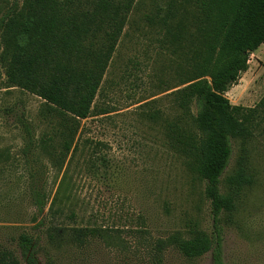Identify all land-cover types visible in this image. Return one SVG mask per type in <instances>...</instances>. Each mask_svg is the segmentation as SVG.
I'll list each match as a JSON object with an SVG mask.
<instances>
[{"label":"rangeland","instance_id":"rangeland-1","mask_svg":"<svg viewBox=\"0 0 264 264\" xmlns=\"http://www.w3.org/2000/svg\"><path fill=\"white\" fill-rule=\"evenodd\" d=\"M171 1L178 8L185 2L136 0L94 101V112L106 113L79 122V148L70 164L55 133L57 121L40 114L43 101L18 89L6 91L0 68V151L10 156L0 161V248L21 264L16 240L22 233L39 239L38 264H213L211 252L188 259L172 247L158 261L154 248L174 233L189 238L198 230L211 237L214 231L204 181L167 138L168 125L180 115L170 95L175 72L187 66L164 29L147 18L164 14ZM16 2L0 0V18ZM225 96L245 108L262 100L264 43ZM11 108L31 125L37 147L29 156L22 154L21 126L6 113ZM257 121L249 140L231 142L220 178V192L227 194V177L246 157L252 183L238 192L234 210L222 213L216 225L223 264H264V112ZM40 140H46L44 148ZM50 226L88 229L93 236L81 247L57 246L48 240Z\"/></svg>","mask_w":264,"mask_h":264},{"label":"trees","instance_id":"trees-1","mask_svg":"<svg viewBox=\"0 0 264 264\" xmlns=\"http://www.w3.org/2000/svg\"><path fill=\"white\" fill-rule=\"evenodd\" d=\"M16 1L0 18L2 85L6 91L18 89L43 101L40 114L48 122L57 121L55 133L64 156L70 154V164L79 148V122L92 113H106L96 114L94 101L136 0ZM184 3L178 8L171 1L164 14L160 11L147 21L164 29L167 42L187 66L175 72L170 95L180 115L168 125L167 138L171 149L204 181L214 231L211 237L198 230L189 238L174 233L157 240L154 248L158 261L172 247L188 259L211 252L213 264H223L216 225L222 213L234 210L238 192L252 183L246 157L239 158L235 172L227 177V194L220 192V178L231 157V142L249 140L264 112V97L254 108H245L231 105L225 94L247 71L250 55L264 43V0ZM6 113H13L21 126L26 139L22 154L29 156L37 147L31 125L12 108ZM39 143L44 148L46 140ZM9 158L0 151V161ZM34 199L39 205V193ZM91 236L93 231L88 229L50 226L47 230L49 242L57 246L81 247ZM16 241L24 263L38 264L39 239L22 233ZM0 264L21 261L0 248Z\"/></svg>","mask_w":264,"mask_h":264}]
</instances>
